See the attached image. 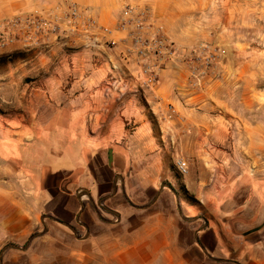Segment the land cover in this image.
I'll list each match as a JSON object with an SVG mask.
<instances>
[{
  "label": "crops",
  "instance_id": "1",
  "mask_svg": "<svg viewBox=\"0 0 264 264\" xmlns=\"http://www.w3.org/2000/svg\"><path fill=\"white\" fill-rule=\"evenodd\" d=\"M71 1L111 30L127 3L146 7L173 43L188 46L212 0ZM23 46L0 50V112L9 110L0 113V264H264L258 88L235 98L202 96L188 88L186 64L166 68L154 94L160 107H175L162 116L177 124L178 138L165 164L163 149L149 154L144 144L106 142L116 119L110 87L130 85L127 72L135 70L121 45ZM249 66L260 81L259 60ZM217 134L237 136L228 157L213 152L225 151L213 142Z\"/></svg>",
  "mask_w": 264,
  "mask_h": 264
},
{
  "label": "rangeland",
  "instance_id": "2",
  "mask_svg": "<svg viewBox=\"0 0 264 264\" xmlns=\"http://www.w3.org/2000/svg\"><path fill=\"white\" fill-rule=\"evenodd\" d=\"M53 4H56L54 0H0V23L14 16L44 14L51 10ZM199 21L203 22L202 33L199 38L188 46L176 45L174 43L178 49L183 48L185 52L181 55L180 59L170 64L168 68L177 66L179 62L188 66L191 58L190 54L195 53V50L200 46L216 47L220 51V58L218 65L214 69L209 67L205 69L200 63L197 64V68L204 71L200 76V83H197L188 71V88L190 91L202 96L209 92L216 97L226 95V97L235 98L238 96L237 94L251 95L253 91L251 87L255 86L259 89V93L261 94L260 100L262 101L264 98L262 96L264 95V0H212L209 2L208 7L205 8L203 15H197V22ZM226 29L229 30V33H225ZM68 34L56 39L48 37L45 40L39 39L29 43L16 44L24 45V50H30L31 52L44 50L53 45H85L78 35ZM226 34L227 36H225ZM238 52L241 54L236 56ZM12 58V53L4 57L8 63L11 62ZM257 59L259 60L260 81H257V78L252 81V71L249 64ZM227 62H232L233 65L243 63V65L237 71H225L224 66ZM246 64L248 65L246 66ZM245 67L249 69L245 70ZM1 68L4 69L5 64H2ZM133 73V71L131 73L127 72V79L131 80L130 85L127 87H122L118 84H115L114 87L110 85V89L115 88V91L113 92L111 89L112 91L109 94L113 95L112 98L116 100L114 104L116 119L111 125L114 127V132L110 136H107L106 142L109 145L131 143L136 146L135 148H140V144H144L147 145L146 148L149 154L164 150V161L167 164V162L172 161L171 156L175 151L171 150V145L177 143L178 136L173 130L177 127V124L174 125L172 119L169 117L164 118L163 116L168 112L173 116L174 114L172 113L175 107L172 104L160 107L158 105L159 101L154 94L159 85L157 84L151 90L146 89L144 86L136 83L134 76H132ZM225 74L228 78L226 82ZM104 93L107 94V91ZM119 96L120 98H118ZM3 105L5 106L6 104ZM6 106L9 107V105ZM161 109H163V112ZM2 110L4 111H1V114L9 111L4 107H2ZM229 117L236 118L232 114H229ZM245 117H251L250 110L247 111ZM179 122V125L182 127L184 126L185 119L182 117ZM230 125L231 127L238 126L235 122H230ZM100 126L101 124L99 125L98 123L95 125L96 128ZM180 136L183 137L184 135ZM212 137L213 142H215L214 144L224 146L225 148L223 153L220 151L213 152L218 156L222 154L228 157L231 154L232 143L237 142V136L228 134L227 140L223 138L225 136L221 137L219 134ZM164 145L168 147H163ZM225 146H228L230 149H227ZM166 183L169 184V182Z\"/></svg>",
  "mask_w": 264,
  "mask_h": 264
},
{
  "label": "built area",
  "instance_id": "3",
  "mask_svg": "<svg viewBox=\"0 0 264 264\" xmlns=\"http://www.w3.org/2000/svg\"><path fill=\"white\" fill-rule=\"evenodd\" d=\"M67 32L78 35L84 47L121 45L125 60L134 56L132 60L135 70L132 76L136 83L150 90L158 84L161 72L183 55L169 39L163 26L152 20L146 7L127 3L116 27L111 30L100 25L88 9L79 7L71 0H66L44 14L14 16L1 22L0 49L48 37L56 39L67 36ZM190 57L188 71L200 83L204 71L198 69L197 64L200 63L205 69H214L218 65L220 51L216 47L200 46ZM175 166L181 175L187 174L185 161L179 160Z\"/></svg>",
  "mask_w": 264,
  "mask_h": 264
}]
</instances>
